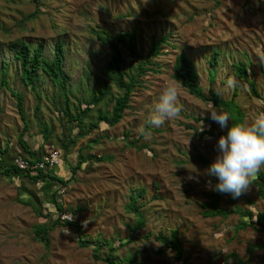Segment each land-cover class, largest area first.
Instances as JSON below:
<instances>
[{
	"label": "rangeland",
	"instance_id": "374dc122",
	"mask_svg": "<svg viewBox=\"0 0 264 264\" xmlns=\"http://www.w3.org/2000/svg\"><path fill=\"white\" fill-rule=\"evenodd\" d=\"M37 3L0 0V81L1 62L5 61L8 86L21 96L25 114L22 121L10 91L0 86V148H7L3 160L8 162L17 157L28 161L19 138L40 157L57 155L59 164L51 174L69 179V183L44 186L25 176L19 179L14 173L0 176V264H107L94 258L95 244L102 246L97 253L100 258L111 254L118 264H126L133 254L142 264H264V229L259 231L260 226L251 225L236 231L240 222L237 214L225 219L202 215L201 204L216 192L207 187V181L215 185L217 178L205 175V171L218 150L217 139L201 136L199 128L202 122L205 130L210 126L216 131L226 129L204 111L208 101L191 96L177 84L180 116L160 127H146L164 86L175 82L172 65L180 52L195 63L205 95L213 89L228 101L236 91L233 100L242 112V122L250 123L264 113V78L260 72L264 63L259 59L264 53V0ZM96 26L111 34L134 31L136 51L141 55L147 53L151 36H168L173 45L162 46L161 56L153 59L157 72L141 77V86L131 92L128 109L114 127L97 121V116L111 111L121 92L105 71L110 50L89 31ZM16 39L32 48L43 44V56L48 59L53 56L55 41L63 42L68 86L64 98L42 72L36 76L39 101L24 86L19 66L7 47ZM215 50L219 52L218 65L211 81L209 57ZM122 56L129 61L124 51ZM241 60L249 61L248 74L256 82L259 98L252 97L248 86L233 75L231 65ZM101 93L103 99L92 104ZM64 106L72 116H80V124L75 123L79 127L70 134ZM84 109L88 112L82 114ZM141 127L151 132L150 139L140 136ZM43 133L47 141L42 139ZM71 138H75L74 144L63 147ZM79 154L102 161L87 160L72 174ZM197 156H203L207 165L197 162ZM193 166L196 172L190 171ZM190 175L195 179L189 180ZM54 191V202L60 204L62 213L51 203ZM139 193L135 207L143 218L141 227L137 226L138 216L127 209ZM219 196V206L230 209L229 194L219 192ZM234 200L253 214V222L257 213L264 215V200L253 182L248 192ZM27 202L32 205L24 204ZM57 219L72 222L78 231L53 225ZM40 224L49 228L48 249L35 237ZM173 230L179 233L183 248L180 262H176L173 250L155 239L159 233L170 238ZM78 234L88 242L87 247L79 244ZM131 236L136 239L124 243Z\"/></svg>",
	"mask_w": 264,
	"mask_h": 264
},
{
	"label": "trees",
	"instance_id": "16d2710c",
	"mask_svg": "<svg viewBox=\"0 0 264 264\" xmlns=\"http://www.w3.org/2000/svg\"><path fill=\"white\" fill-rule=\"evenodd\" d=\"M33 3L38 4L37 0H31ZM90 33L96 38L98 42L106 46L110 50V58L106 63L107 75L110 80L114 83L116 88L121 92V94L115 99L114 105L109 113H104L102 115L97 116V121L104 123L109 127H114L117 125L124 114V111L128 109L130 94L135 88H139L141 86V77L146 72H157L156 69L153 68L155 65L153 63V59L161 56L162 46L169 45L173 47L171 43H169L168 36H160L156 38L155 36H151L150 38V47L145 55H141L136 51V33L132 32H122L118 34H111L100 27H93L89 29ZM5 32V30H4ZM8 51L11 53L12 58L17 62L19 66V76L21 82L24 84L26 88H29L30 92L34 95L37 101H39V95L37 92L36 86V76L39 72H42L57 88L58 93L61 97H65L67 93V77L64 72V46L61 40H56L53 46V56L51 59L45 58L43 56V44L39 43L35 47H31L29 43L26 41L16 39L7 44ZM125 52L129 58L128 62H125L122 52ZM218 56L219 52L217 50L213 51L209 57V66H210V76L211 81L215 76V67L218 65ZM135 67L133 68V65ZM248 65L249 61L241 60L231 65L233 75L244 82L249 89V93L254 98H259V92L256 88V82L254 79H251L248 74ZM2 68V77L0 81V86H4L10 91V95L16 101V108L18 114L22 121H25V114L23 112V100L20 95L10 89L8 86V82L6 80L8 63L5 61L1 62ZM133 68V72L128 75V70ZM173 69V80L183 89H185L188 94L191 96L201 100V101H211L217 109H222L228 112L232 118V123H241L242 122V112L240 108L236 105L233 100V97L236 95V91L233 92V97L231 100L224 101L221 99L220 93L213 91V89H209L208 96L202 91L199 86V78L198 73L195 68V63L183 52L178 53L173 61L172 65ZM260 72L264 78V64L260 66ZM126 80V81H125ZM104 93H101L99 97L93 100L94 105L98 104L103 99ZM66 99L64 103L66 104ZM38 110V105L36 106V111ZM88 110L84 109L82 114ZM264 112V111H263ZM64 116L66 117L65 121L70 123V129L68 128V133L73 132V128L79 127L75 123L78 122L80 124V116H72L69 112L68 108L64 106ZM198 121V119H196ZM148 124H146V127ZM94 125L89 129L92 130ZM227 128L223 131H216L213 126H210L209 129L201 132L202 135H206L207 137L217 139L221 135H226ZM142 137V135H140ZM42 139L44 141L48 139L47 134H42ZM75 138H71L65 142H63V147L69 148V145L74 144ZM20 147L27 153L28 160L31 163L36 162L40 154L30 149L29 144L19 138ZM8 150L4 148L3 150L0 148V176L9 175L11 173L17 174L19 179L22 177L29 178L32 182H41L45 185H56L62 184L65 185L69 183L68 180L59 179L56 175L51 174V171L47 173H39L36 176H30L27 173H23L19 171L13 164V160L11 162L4 161L3 156H6ZM95 160L97 162L102 161V159L97 157H91L90 155L81 156L79 154L77 163L74 167H72L71 173L75 174L81 168V165L85 163L87 160ZM196 161L206 166L207 161L203 156H197ZM253 184L258 188V196L264 200V168L257 174L256 178L253 180ZM55 191L52 193L51 203L54 206L56 211L62 213V207L57 202H54ZM143 194V193H142ZM140 197V193L134 195L132 197L131 205H128V210L133 212L136 216H138L139 223L137 226L141 227L143 225L142 215L138 212V209L135 207V201ZM219 192H215L208 200V202L201 204V208H203L202 215L205 218H215L222 217L223 219L229 217L232 214H237L240 217V222L236 227V231L239 229H246L251 225L260 226L259 231L264 229V215L262 213L256 214L255 222H253V214L249 211H244L240 207H238L235 203L234 198L229 194L228 202L230 204V209H224L219 206ZM26 205H32L30 202L24 203ZM38 214L39 211H37ZM53 225H61L70 228H74L78 231V227L70 221L59 219L53 222ZM133 227V231L137 229ZM35 237L39 240V242L44 246L45 249H48L50 246V237H49V228L40 224L36 227ZM79 244L82 247H87L88 242L83 240L81 234H78ZM144 238H148L145 236ZM136 238L131 236L126 239L124 243H129L134 241ZM158 242L164 244L169 247L174 252V258L176 262H180L182 260L183 248L182 244L179 240V233L176 230L170 231V238L165 236L162 233H159L155 238ZM102 246L99 244L94 245L95 249V259H100L107 264H118L112 258L111 254H107L105 257L100 258L98 256V251ZM137 254H133L132 258L126 261V264H142L140 261H136Z\"/></svg>",
	"mask_w": 264,
	"mask_h": 264
},
{
	"label": "clouds",
	"instance_id": "9594fccd",
	"mask_svg": "<svg viewBox=\"0 0 264 264\" xmlns=\"http://www.w3.org/2000/svg\"><path fill=\"white\" fill-rule=\"evenodd\" d=\"M259 59L261 63H264V53L259 56ZM179 98L180 92L177 83H167L153 113L148 117L147 124L150 127H160L166 121L179 117L182 111ZM204 111L209 112L210 118L222 129L227 128L226 135H221L217 140L218 155L216 159L205 171V175L216 177L218 182L212 185L209 180L207 187L210 190L238 198L249 191L253 180L264 168V113L259 114L250 123L229 124L232 119L230 114L223 110H217L211 101H208ZM204 130L201 122L199 131L203 132ZM139 132L145 139L151 138V132L144 127H141ZM188 144L189 139L187 147ZM190 171L196 172L197 170L193 166ZM188 179L192 180L195 177L190 175ZM71 219L70 215L68 220Z\"/></svg>",
	"mask_w": 264,
	"mask_h": 264
},
{
	"label": "built area",
	"instance_id": "2783aa9c",
	"mask_svg": "<svg viewBox=\"0 0 264 264\" xmlns=\"http://www.w3.org/2000/svg\"><path fill=\"white\" fill-rule=\"evenodd\" d=\"M13 163L19 171L27 173L30 176H36L41 172L46 173L48 170L52 169L54 165L58 164V156H43L34 163H31L22 157H17Z\"/></svg>",
	"mask_w": 264,
	"mask_h": 264
}]
</instances>
